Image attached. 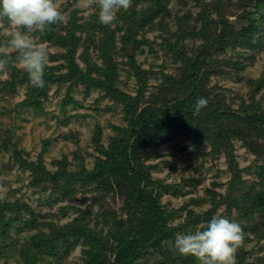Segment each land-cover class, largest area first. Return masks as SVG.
<instances>
[{"label": "rangeland", "instance_id": "374dc122", "mask_svg": "<svg viewBox=\"0 0 264 264\" xmlns=\"http://www.w3.org/2000/svg\"><path fill=\"white\" fill-rule=\"evenodd\" d=\"M55 3L67 22L34 33L49 53L45 87L11 49L0 71V264H199L168 240L217 214L243 229L236 264H264V117L249 122L264 111V0H164L132 34L149 0L111 26L95 5ZM10 30L0 19V43ZM130 107L176 114L138 136V183L97 168L123 153ZM156 223L167 238L134 241Z\"/></svg>", "mask_w": 264, "mask_h": 264}, {"label": "clouds", "instance_id": "9594fccd", "mask_svg": "<svg viewBox=\"0 0 264 264\" xmlns=\"http://www.w3.org/2000/svg\"><path fill=\"white\" fill-rule=\"evenodd\" d=\"M98 8L99 23L111 26L116 22L118 10L128 11L132 0H81V7ZM6 18L11 30L8 39L0 43V71L12 62L9 49L18 53L16 63L27 74L33 87L44 88V70L49 63V53L44 44L38 43L34 33L43 35L52 25L67 22L66 15L55 0H0V19ZM207 99L200 97L195 111L207 106ZM244 241L241 225L217 214L204 226L191 234L177 235L171 250L180 256H193L199 264H236L235 254Z\"/></svg>", "mask_w": 264, "mask_h": 264}, {"label": "trees", "instance_id": "16d2710c", "mask_svg": "<svg viewBox=\"0 0 264 264\" xmlns=\"http://www.w3.org/2000/svg\"><path fill=\"white\" fill-rule=\"evenodd\" d=\"M163 1L164 0H149V3L151 4L150 10L143 12L144 14L137 20V24L135 23L136 25H132V27L130 28V31H131L130 34L135 32V29H139V30L143 29V28H138L139 26H142V24L146 25V23H148L149 21H152V19H154V17L151 16L152 10H153L152 7H154V9L157 10V12H158V10H159L158 8L162 7ZM136 3H139V0H132V5L128 11H124L121 9L118 12V16L122 15V16H124V18H127L128 25L131 24L130 19H136V17H134V15H135L134 7L136 8V6H137ZM256 3H257V1H256ZM258 4L261 5L262 1H259ZM132 12H134V13L132 14ZM231 28H229L230 29L229 32H230V34L233 33L232 35H234V32L232 31ZM240 33H241V36L243 37L244 35L242 34L241 31H240ZM60 37L65 39L67 36L65 37V35L63 36V34H62V35H60ZM60 37H58V39H60ZM137 39L132 38V40H134V41H136ZM127 55H128V59L130 61L134 60L133 55H129L128 52H127ZM142 72H145V71L140 70V69H138V70L136 69V75H138V77L142 76ZM126 96L127 95L124 96L123 101L125 100V102L128 106V103L130 101L129 100L130 97L127 96V98H126ZM131 101H133V100H131ZM134 101L132 102V105H134ZM142 110L143 111H139V110H136V108L133 109V107H130V110L128 109V113L130 114L131 118H133L135 114H137V115H136V118L132 119L133 127L131 129L127 130V132L129 133V137L125 141V144H127V146L124 144L123 147L121 148V151L123 153L118 155L117 158H114L111 154H107V159L106 160H100V163L97 167V168L103 167V171L110 173L112 177L115 176L116 179L118 178V175H119L120 177L124 178L127 181H137V183L139 182L140 179H138V176H140V174H141L142 165L136 161V159H135L136 156H134L133 152H132V150L135 147L136 142L138 140V136L141 134H144L146 131H153V129H155V128L152 129L154 124L156 126H162V125L168 123V120H172L176 116V114H169V112H165L163 115H157V114L155 115V114H149L150 111H148V110H144V109H142ZM228 114L229 113H223V112L220 113L218 111L217 112L214 111V112L209 113V116L212 118H215V117H219V116L221 117V116L228 115ZM194 115H196V111H195ZM230 116L232 117V115H230ZM263 117H264V111L260 115L257 114V115L251 116L250 117L251 119H249V122L250 123H260L262 121ZM156 132H158V131H156ZM133 135H136L135 136L136 140L132 141ZM130 142H132V143H130ZM114 145H116V144H114ZM129 148H131L130 151H128ZM97 177H99V176H97ZM118 186H119V184H118ZM146 228H149V230H147ZM146 228L144 229L143 232H141V234L136 235V238L134 241L138 242L139 245L153 244V246L155 247L160 243V241L162 239L167 238V236H169V233H167L166 229H164L163 227H161V225H159L157 223L154 225L148 226ZM68 229H69V227H68ZM133 245H134L133 243H130L127 241L124 243V247H126V248H131V247H133ZM121 260H123V259H118V260L116 259L115 263H117ZM115 263H113V264H115Z\"/></svg>", "mask_w": 264, "mask_h": 264}, {"label": "water", "instance_id": "95a60500", "mask_svg": "<svg viewBox=\"0 0 264 264\" xmlns=\"http://www.w3.org/2000/svg\"><path fill=\"white\" fill-rule=\"evenodd\" d=\"M128 54L129 55H132V45H130V47L128 48ZM173 241V239L172 238H170L169 240H168V247L171 249V242Z\"/></svg>", "mask_w": 264, "mask_h": 264}]
</instances>
